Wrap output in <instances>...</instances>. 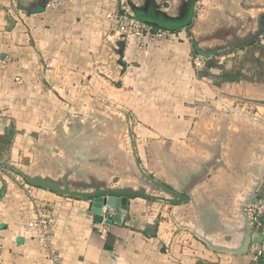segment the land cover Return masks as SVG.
Masks as SVG:
<instances>
[{
    "label": "crops",
    "instance_id": "obj_1",
    "mask_svg": "<svg viewBox=\"0 0 264 264\" xmlns=\"http://www.w3.org/2000/svg\"><path fill=\"white\" fill-rule=\"evenodd\" d=\"M21 1L0 0V157L51 177L80 161L100 177L114 174L110 165L121 168V161L130 159L134 168L128 136L111 150L105 137L78 141L73 130L115 119L131 132L143 170L190 197L176 209L181 219L197 207H232L252 152L264 144V130L226 109L235 110L228 99L264 100V45L258 43L264 0H221L209 10V25L219 23L213 32L233 26H225L224 15L255 11L258 23L254 33L229 46L236 49L221 46L206 55L197 52L191 34L206 36L211 27L202 25L207 0H154L169 16L183 8L186 14L176 27H158L174 34L155 41H120L110 33L106 15L121 12L120 0H65L49 7L47 0ZM253 117L264 121V110ZM45 158L52 166L42 164ZM22 180L0 171V264H264L255 255L264 253V218L250 224L249 252L233 256L180 230L169 203L138 195L123 226L98 224L89 200L36 187L28 193ZM258 202L264 203V184ZM38 209L53 220L44 245L29 227Z\"/></svg>",
    "mask_w": 264,
    "mask_h": 264
},
{
    "label": "water",
    "instance_id": "obj_2",
    "mask_svg": "<svg viewBox=\"0 0 264 264\" xmlns=\"http://www.w3.org/2000/svg\"><path fill=\"white\" fill-rule=\"evenodd\" d=\"M120 1L121 13L127 11L128 14H131L128 10V8H130L134 14V7H140L125 0ZM159 5L160 9L155 12L156 14L158 13L157 16L169 19H183L185 16L183 13L185 8H183L177 16H169L162 11V2ZM184 5L185 4H183V6ZM133 14L132 16L136 17L135 14ZM144 21L150 23L147 19ZM237 23V25H233L232 27L218 29V31L220 30L221 32H234L233 34L228 35L225 39H216L215 35L218 33L217 30L200 38H196L193 35L197 49L204 54L205 52L215 50L217 47L233 45L236 38H246L254 33L252 26H250L248 30H245L241 25V21ZM14 24V20H9V29H12ZM153 25L156 27L159 26L156 23ZM240 32H244V34L240 35ZM213 40H217L221 43L210 47L202 46V44ZM258 102L264 105V100ZM226 109L237 118L243 119L252 126L264 130L263 120L229 108ZM127 136L130 140V152L134 162L133 171L130 169L125 171L118 166H111V170L114 174L100 177V175L94 174L90 171L88 172L87 170L81 171L82 167L80 161L76 163L73 162L70 166L62 167L61 174L56 177H51L46 174L28 173L24 169L9 162L6 156H4V158L0 157V164L11 171L18 173L27 184L33 187L48 190L59 195H67L89 200V211L93 215L95 223L100 224L103 222V217L101 215L102 207L107 206L108 214L106 221H110L116 226H123L130 209L131 198L142 195L146 199L158 200L172 205L173 210L171 211V219L175 225L180 230L192 233L195 238L202 242L211 251L233 256L245 255L249 252L251 229L249 217L245 212V207L251 205L256 200L257 194L264 184V144L257 145V148L252 152L247 167L249 171L245 174V179L238 181L239 183L236 185L234 200L231 205L232 207L228 210L213 207L206 208L205 210L198 207L194 208L193 217L195 219V224H190L181 219L176 213L177 207L188 202L190 197L187 194L175 191L167 184H162L154 177L148 175L143 170L137 157L131 132H128ZM122 174H127L128 178L136 181V186L122 185L124 179ZM76 176L79 177L76 178ZM80 177L83 179H80ZM148 190L154 192V194H147ZM2 192L3 188L0 189V198ZM155 193H160L162 196H158ZM251 264L256 263L252 262Z\"/></svg>",
    "mask_w": 264,
    "mask_h": 264
},
{
    "label": "rangeland",
    "instance_id": "obj_3",
    "mask_svg": "<svg viewBox=\"0 0 264 264\" xmlns=\"http://www.w3.org/2000/svg\"><path fill=\"white\" fill-rule=\"evenodd\" d=\"M15 1L16 2L19 1V2L22 3L21 0H15ZM47 1H48L47 4H49V2L52 1L51 2V5L54 6L57 3H59V1H65V0H47ZM207 2H208V5H209V6L205 7V11H206L207 16L202 19V20H205L207 23L205 21H203V23H202L203 26H208L209 23L211 22V19L214 16V15H209L208 11L209 10H212V8H216L217 5H218V3L221 2V0H207ZM212 2H216V3L211 4ZM25 4H28V3H25ZM25 4H23V5H25ZM19 8H20V6H18L17 9H19ZM206 8H207V10H206ZM128 10H129V12L131 14H133V12L131 11L130 8H128ZM239 10H241V9L239 8ZM254 12L255 11H252V13H250V15L253 16V17H250V15H248L247 13H241V12H239V16H237V17L236 16H227V15H224L223 18H225V22H228L226 25L225 24L224 25L225 26H227L228 24L237 25L238 24L237 22H240L241 21V25H242L243 29H245V30H248V28H250V26L256 27V25H257L258 22H257V20L255 18V15H253V14H255ZM16 13H17L16 10L15 9H12V16L13 17L16 16ZM204 14H205V12H204ZM107 21H108V24H109L108 25L109 28L113 29L112 28V25H111V23L109 22L108 19H107ZM260 21L261 22H264V17L261 18ZM261 22H259V23L261 24ZM196 23H198V26H200L199 23H201V22L198 21ZM206 24H208V25H206ZM214 24H219V23L216 22V23L210 24L209 26H211V27H208L207 30H204L203 31L204 33L203 34L208 35L211 32H213L212 30H214V29H212V27H213ZM110 33L112 35H116V32L114 30H112ZM171 34H172L171 36H173L174 33L171 32ZM243 34H244V32H240V35H243ZM116 37L117 38H120V39H123L124 38V37H121L119 35H116ZM124 39H126V38H124ZM215 44H217V43L211 41V42L205 43L203 46L210 47V46H213ZM233 49H236V47L235 46H232V47H228V48H226L224 50L226 52H231ZM226 103L229 104L233 109L238 110L239 112H242V113L249 114L250 116H254L255 114H258V115L261 116L262 115V111L264 110L262 108L264 105H261L260 103H257V102H253V100H245V99L237 98V99H228ZM108 122L109 123L106 126L100 127V128H91V127L90 128H87V127L76 126V127L73 128V130H74V132H76L75 133L76 136H78V139H77L78 141H86L87 139H89L90 141H97L99 136H103V137H105V143H103L104 146H107V148H110L111 150H114L115 147H116L115 146L116 145L115 144V141L117 139H121V138L126 139V136H127V134H126V127L125 126H121L120 124H117V122L115 121V119H109ZM115 152L117 154L118 151L115 150L114 153ZM129 160L126 161V164L124 163V161H121V166L122 167L120 169L125 170V171L127 169H130V170L133 171V165L131 164V161H129ZM50 163H51V161L48 160V159H46V158L42 160V164L45 167L52 166V163L51 164ZM0 165H1V168L4 169V170L3 169L2 170L0 169V171L3 172L6 175H9L12 179L17 178L18 180H20V178H22L20 175H18V173L14 172V171H11V170H9L7 168H5L2 164H0ZM88 167H92V166L85 165L84 166V169L82 168L81 171L86 170ZM110 167H111V165H110ZM93 168H95V167H93ZM93 168H90V169H93ZM78 177L79 176H76V178H78ZM123 177H124V179L122 181V185L125 184V185L136 186V184H137L136 181H134L133 179L128 178L127 177V174L123 175ZM80 179H83V178L80 177ZM1 188H3V191L5 192V189H4L5 188V185H3ZM4 192H2V194H4ZM147 194H152V193H151L150 190H148L147 191ZM157 195L158 196H162V194H157ZM184 217H185V221H187L189 223L191 222V224H195V219H194V217H193L192 214H190L189 217H188V215H186Z\"/></svg>",
    "mask_w": 264,
    "mask_h": 264
},
{
    "label": "built area",
    "instance_id": "obj_4",
    "mask_svg": "<svg viewBox=\"0 0 264 264\" xmlns=\"http://www.w3.org/2000/svg\"><path fill=\"white\" fill-rule=\"evenodd\" d=\"M52 2V1H51ZM51 2L47 4V7L52 6ZM106 18L112 25L113 30L121 37L126 39L130 37H138V38H147L148 40L155 41V40H163L166 38L171 37V32L168 30H164L162 28L154 27L152 25L147 24L146 22L138 20L136 17L132 16V14H128V12H109L106 15ZM264 27V22H263ZM261 45H264V31L259 36V42ZM23 181V180H22ZM24 186L28 188V193H31V189L35 188L25 181H23ZM245 212L249 217V223H260L261 219L264 218V203H252L245 207ZM108 214V207H102V217H103V224L107 219ZM36 218L29 223V227L31 229L36 230L39 235V242L41 244H45L48 240V232L49 227L51 226L53 220L49 217V214L43 210L38 209L35 213ZM102 231L101 233H103ZM257 257H263L264 253L260 250L256 252Z\"/></svg>",
    "mask_w": 264,
    "mask_h": 264
},
{
    "label": "flooded vegetation",
    "instance_id": "obj_5",
    "mask_svg": "<svg viewBox=\"0 0 264 264\" xmlns=\"http://www.w3.org/2000/svg\"><path fill=\"white\" fill-rule=\"evenodd\" d=\"M185 7H187L186 4H185ZM134 9H135L134 14L136 17H140V18L142 17L143 19H147L150 22H152V24L156 23L159 25L158 27H164V26H175L176 27L179 23V21H177V20H180L178 18L171 20L169 18H163L161 16H157L158 13L156 14L155 12H156V10L160 9V5L156 4V2L154 0H143V3L140 5V7L139 8L134 7ZM151 20H153V21H151ZM217 32L218 33H216V35H215L216 39H225L228 37V35L232 34V32H226V31L221 32L220 30L219 31L217 30ZM123 39L119 38L120 41H122ZM229 46H231V45H226L223 47V49H226ZM217 50H218V47L216 48V51ZM120 54H121V52L119 51L118 55H120ZM151 193L154 194V192H152V191H151ZM155 194H160V193H155Z\"/></svg>",
    "mask_w": 264,
    "mask_h": 264
},
{
    "label": "trees",
    "instance_id": "obj_6",
    "mask_svg": "<svg viewBox=\"0 0 264 264\" xmlns=\"http://www.w3.org/2000/svg\"><path fill=\"white\" fill-rule=\"evenodd\" d=\"M189 2H190V1L188 0V2H187V5H188V4H190ZM189 11H190V10H189ZM189 11H188L187 13H189ZM171 30H172V29H171ZM191 35H192V37H193V34H191ZM196 50H197V52H199V50H198V49H196ZM204 54L206 55V54H207V52H205Z\"/></svg>",
    "mask_w": 264,
    "mask_h": 264
}]
</instances>
